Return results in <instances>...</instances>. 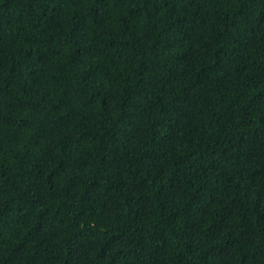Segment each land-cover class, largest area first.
Listing matches in <instances>:
<instances>
[{"label": "trees", "instance_id": "16d2710c", "mask_svg": "<svg viewBox=\"0 0 264 264\" xmlns=\"http://www.w3.org/2000/svg\"><path fill=\"white\" fill-rule=\"evenodd\" d=\"M0 264H264V0H0Z\"/></svg>", "mask_w": 264, "mask_h": 264}]
</instances>
